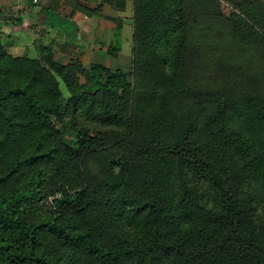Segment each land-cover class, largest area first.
<instances>
[{
  "label": "trees",
  "instance_id": "trees-1",
  "mask_svg": "<svg viewBox=\"0 0 264 264\" xmlns=\"http://www.w3.org/2000/svg\"><path fill=\"white\" fill-rule=\"evenodd\" d=\"M208 2L134 0L135 82L13 55L0 30V264H264V95L245 85L234 105L189 83L186 44L205 27L186 22ZM241 4L264 23V0Z\"/></svg>",
  "mask_w": 264,
  "mask_h": 264
},
{
  "label": "rangeland",
  "instance_id": "rangeland-1",
  "mask_svg": "<svg viewBox=\"0 0 264 264\" xmlns=\"http://www.w3.org/2000/svg\"><path fill=\"white\" fill-rule=\"evenodd\" d=\"M8 1L10 4L7 9V0H0V30L2 43L11 54L39 58L47 67H52L53 61L70 64L78 60L83 65V79L92 65L98 63L112 70L120 68L128 72L129 80L136 81V53L137 50L140 51L141 44L136 35L134 0H125L123 8L110 0H49L51 7L55 2L58 3L57 9L61 13L57 9L48 13L50 18L45 24L55 28L48 32L40 25L44 23L43 12L32 15L33 19L24 23L22 14L25 13V6L23 8L19 2V5L13 7L12 0ZM242 2L243 0H209L202 14H198L196 10L191 11L190 8V16L186 22L187 28L195 20L205 27L201 34L204 44L195 42L192 36L186 44V57L191 66L190 86L198 90L199 82L205 81L204 90H209L212 85L216 95L228 99L230 103L234 99V105H238V100L242 99L241 93L245 85L250 89L251 86L258 85L260 93L264 95V23H259L257 17L248 14ZM69 7L80 9L86 15V26L79 34L69 21L70 18L66 19L64 16L66 11L69 13ZM89 24L93 26V30ZM118 24L122 25V43L119 49H115L113 46ZM198 31L197 29V34ZM236 32L251 41V47L246 46L248 42H244L240 49L237 48V42L233 40ZM174 45L175 39L169 38L160 43L159 47L165 54H171ZM205 61H210L209 69L204 66ZM55 74L62 90L67 94L63 79ZM215 108L216 103L212 101L211 109ZM229 115L233 117L228 119L232 126L241 125L231 108ZM84 121L98 127L102 124L103 128H118L121 125V119L105 122L88 117ZM84 173L97 181L101 170L91 160L84 166ZM49 203L50 201L47 205Z\"/></svg>",
  "mask_w": 264,
  "mask_h": 264
},
{
  "label": "crops",
  "instance_id": "crops-1",
  "mask_svg": "<svg viewBox=\"0 0 264 264\" xmlns=\"http://www.w3.org/2000/svg\"><path fill=\"white\" fill-rule=\"evenodd\" d=\"M110 1H112L113 4H115L116 6L117 5L121 6V3H122V0H110ZM19 2H20V6L23 5L22 6L23 8L25 6V13L22 14L23 17H24L23 19H25V22L24 23H27L28 19H30V18L33 19V17H31L32 15H38L41 12H43V15H42V20L43 21L42 22H44V23H40L41 27L45 28L47 32L48 31H53V29H55L53 26L52 27L46 26L45 23H46V21L48 19V13L50 11L56 10L58 3L55 2L52 5V7H51L49 0H37V1H35V0H12L13 7H16V4L19 5ZM7 4H8V6H6V8L8 9L9 8V4H10L8 0H7ZM68 12L69 13H67V11H66V15L65 14L64 15L67 16L68 18H70L73 22H75V23L78 24V26H79L78 34H79V32L81 33L83 31V28L86 26V24H85V22H86V15L80 9H73L71 7L68 8ZM37 19L38 18H36V20ZM19 23H21V20H19ZM88 26H90L91 29L93 30V26L92 25L89 24ZM97 26L99 27L100 24L97 25ZM91 31H89V33Z\"/></svg>",
  "mask_w": 264,
  "mask_h": 264
},
{
  "label": "built area",
  "instance_id": "built-area-1",
  "mask_svg": "<svg viewBox=\"0 0 264 264\" xmlns=\"http://www.w3.org/2000/svg\"><path fill=\"white\" fill-rule=\"evenodd\" d=\"M35 1H37V0H35Z\"/></svg>",
  "mask_w": 264,
  "mask_h": 264
}]
</instances>
